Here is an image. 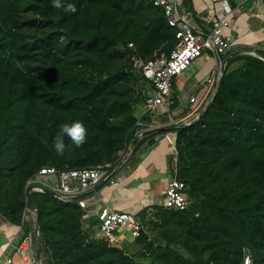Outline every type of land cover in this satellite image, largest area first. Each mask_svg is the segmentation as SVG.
<instances>
[{"label":"trees","instance_id":"16d2710c","mask_svg":"<svg viewBox=\"0 0 264 264\" xmlns=\"http://www.w3.org/2000/svg\"><path fill=\"white\" fill-rule=\"evenodd\" d=\"M71 2L76 12L52 0H0V214L12 223H26L25 184L42 166L117 164L137 121L156 113L138 111L153 84L131 67L128 42L145 58L177 43V28L150 0ZM74 119L85 121L88 137L76 146L65 134L59 154L55 137ZM173 131L176 176L190 204L183 211L154 204L150 217L140 211L145 228L134 239L145 260L91 234L75 201L33 191L44 264H243V246L253 264H264V50L230 56L208 108ZM173 219L178 235L164 244Z\"/></svg>","mask_w":264,"mask_h":264},{"label":"crops","instance_id":"0c3cea01","mask_svg":"<svg viewBox=\"0 0 264 264\" xmlns=\"http://www.w3.org/2000/svg\"><path fill=\"white\" fill-rule=\"evenodd\" d=\"M180 2L183 9L192 11L190 21L199 30L209 29L213 20L220 16H230L229 26L225 27L224 31L230 33L233 45L223 59L238 53L256 54L258 50H264V0H180ZM193 65L175 76L182 91L181 96L174 92V102L170 110L166 112L162 107L152 119L165 123L171 117L180 123L193 118L195 112L192 105L197 102H190L192 96L202 98L199 101L200 105L205 106L208 103L213 95L215 80L219 77L220 67L217 65V59L211 52L204 53ZM208 77L214 78L211 83L206 80ZM189 80L192 87L189 86L186 90L183 83ZM184 91H187L186 94ZM142 112H145L143 106L139 113ZM147 135L135 157L123 164L124 166L122 165L117 172L116 177L120 184L116 187L104 184L100 186L97 194L89 198L86 222L92 225V230L96 229L98 236L101 234L98 222L94 219L99 205L107 204L116 209L141 211L163 201L164 189L173 175L177 148L164 138L162 131ZM30 214V211L25 214L24 225L12 223L0 214V264H37L35 255H30L29 259H26L18 251L25 234L30 231L27 230ZM117 238L122 239L119 233ZM36 246L37 240H33L26 248L35 251Z\"/></svg>","mask_w":264,"mask_h":264},{"label":"built area","instance_id":"2783aa9c","mask_svg":"<svg viewBox=\"0 0 264 264\" xmlns=\"http://www.w3.org/2000/svg\"><path fill=\"white\" fill-rule=\"evenodd\" d=\"M150 1L154 5L162 6L169 24L177 28L175 47L169 54L162 52L155 57L145 58L136 51L133 41H129L127 46L131 50V67L141 72L153 84L152 90L145 93V112H157L160 109L162 110V107L168 112L174 102L171 96L172 79L182 74L205 49L216 57L217 65L220 67L223 60L222 56L233 45L230 33L224 31V28L229 26L230 16H220L213 20L209 29L199 30L190 21L192 11L183 9L180 0ZM213 79V77H208L207 80L211 83ZM215 82H217V79ZM201 99L197 96L190 98V102H197L192 105L195 113L192 119L183 122H190L198 116V113L204 108V105L199 103ZM137 123L139 128L136 134L142 138L144 136L143 131L147 129L178 124V121L176 122L170 117L169 121L165 123L157 120L144 122L141 119ZM173 129L162 131L167 141L172 145L175 144ZM117 165L113 166L111 163H105L63 169L53 165H44L27 179L25 185L26 187L32 185L33 191L44 192L45 189L56 191L58 195L55 197L63 201H75L79 204L84 209V217H86L89 198L99 192L100 186L108 184L116 187L120 184L116 173L121 165ZM172 172V178L164 189V198L160 204L170 209L183 211L190 204L186 184L176 176L175 164ZM52 176L54 178H49ZM146 209L148 217L152 216L154 209L151 207ZM96 214L99 219V232L104 239L112 240L117 233L121 234L122 231L129 232L134 239L145 228L140 211L137 210L116 209L105 204L97 207ZM33 240V232L28 231L22 243L18 246V251L22 257L29 259L30 255H35L34 250L30 251L29 247L26 248L27 245L32 244ZM8 261H11V259H8ZM253 261L252 250L250 247L244 246L243 264H253Z\"/></svg>","mask_w":264,"mask_h":264},{"label":"rangeland","instance_id":"374dc122","mask_svg":"<svg viewBox=\"0 0 264 264\" xmlns=\"http://www.w3.org/2000/svg\"><path fill=\"white\" fill-rule=\"evenodd\" d=\"M26 15H28L27 13H26ZM210 51H208L207 49H205L204 51H203V53L202 54H204V53H209ZM201 54V55H202ZM199 57V56H198ZM197 57V58H198ZM196 58V59H197ZM127 59V58H126ZM125 59V57L121 60V61H124V60H126ZM196 59H194L193 61H192V63H191V65L192 66H194L193 65V63H194V61L196 60ZM207 80V79H206ZM185 86H186V90L188 89V87L190 86V87H192V85H190L191 84V80H189V81H186V83H183ZM147 85H148V87H150V82H148L147 83ZM149 90H152V88L151 89H149ZM174 92L175 93H177V94H179V96H181V89L178 87V82H176V77H174L173 79H172V94H171V96L172 97H175V94H174ZM186 92L187 91H184L183 93L184 94H186ZM135 95H139V91H135ZM143 106V108L145 109V103H141V104H138L137 105V107H138V111H139V108H141ZM164 137V136H163ZM165 138V137H164ZM131 143V142H130ZM130 143H128V145L125 147V148H122L121 150H120V152H119V156H118V158H119V161H117L116 163L118 164L121 160H122V158L124 157V155H125V153H126V151H127V149L129 148V145H130ZM135 146V145H134ZM132 151H133V148H132V150L130 151V154H129V156L122 162V164H121V166L123 165V164H125V163H127V161L128 160H130V158H131V153H132ZM124 166V165H123ZM116 176H117V173H116ZM49 178H54L53 176L52 177H49ZM163 198H164V196H163ZM28 211L29 210H27V213H28ZM34 214L31 212V214H30V216H29V226H30V228H34ZM96 222H99V219H98V217H97V214H96V219H94ZM179 227L180 226H178V224H177V222H176V220H171L170 221V223H169V225L166 227V231H167V234L165 235V233H163V231H162V236H163V239H162V241H163V243L165 244L166 242H167V239H175L176 237H177V235H178V233L177 232H179ZM159 228L158 227H155V228H153V229H148L149 230V232H150V235L152 236V237H155L156 236V234L158 233V230ZM91 234H94L95 236H97V237H100V236H98V232L96 231V229H95V231L94 230H91ZM122 235H121V237H122V239L120 238V239H116V238H113V240L112 241H110V243L111 244H113V245H116V246H118V247H120V248H122V249H124L128 254H130V255H133L134 257H135V259L136 260H145V258H143L142 257V255L140 254L141 252H142V245L141 244H138V243H136L135 242V239H133L131 236H130V233L129 232H127V231H122V233H121ZM166 236V237H165ZM34 240H37V236H36V232L34 233ZM173 247L175 248H179V251L180 252H182L183 253V255H185V256H188V257H190L191 256V253L188 251V250H186V249H184V248H181L180 247V245L179 246H177V244H173ZM244 247V246H243ZM42 264H44V256L42 255Z\"/></svg>","mask_w":264,"mask_h":264},{"label":"water","instance_id":"95a60500","mask_svg":"<svg viewBox=\"0 0 264 264\" xmlns=\"http://www.w3.org/2000/svg\"><path fill=\"white\" fill-rule=\"evenodd\" d=\"M229 56L225 57L221 64H220V68H219V77L217 79V82L215 84V88L213 91V95L211 97V99L208 101V103L204 106V108L198 113V116L193 119L190 122H181L178 124H172V125H168V126H161V127H156V128H152V129H147L145 131H143V135H147L150 133H154V132H160L166 129H173L175 127L178 126H186L189 125L190 123L194 122L197 118H199L202 113L208 108V106L210 105L212 99L214 98L216 91L218 89V87L220 86L222 79H223V75H224V71H225V66H226V62L228 60ZM140 139V136L137 135L130 143L129 148L127 149L124 157L122 158V160L118 163L117 166L121 165L122 162L129 156L130 151L132 150V148L134 147V145L137 143V141ZM44 192H47L51 195H58V193L56 191L50 190V189H45ZM25 198H26V202H27V210H29L30 212H32L35 216H34V229L36 231V236H37V246L35 249V259H36V263L37 264H42V247H43V241H42V235H41V230H40V225L38 222V218H37V210H38V204L36 202V199L33 195V187L32 185H28L25 189Z\"/></svg>","mask_w":264,"mask_h":264},{"label":"clouds","instance_id":"9594fccd","mask_svg":"<svg viewBox=\"0 0 264 264\" xmlns=\"http://www.w3.org/2000/svg\"><path fill=\"white\" fill-rule=\"evenodd\" d=\"M52 4L55 8L63 9L64 12H76L77 5L71 0H52ZM88 126L82 119H74L70 122L66 121L60 126V134L55 137L53 147L59 154H63L65 151V134L74 142L76 146H80L85 143L88 137Z\"/></svg>","mask_w":264,"mask_h":264}]
</instances>
